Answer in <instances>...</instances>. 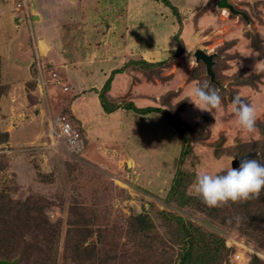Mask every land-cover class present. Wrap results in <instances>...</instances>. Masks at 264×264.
<instances>
[{"label":"rangeland","instance_id":"1","mask_svg":"<svg viewBox=\"0 0 264 264\" xmlns=\"http://www.w3.org/2000/svg\"><path fill=\"white\" fill-rule=\"evenodd\" d=\"M1 1L8 3L15 13H21L14 10L18 0ZM195 1L169 2L176 7L192 6ZM216 1L210 0L208 6L195 14L182 16L179 34L183 48L167 68H145L144 72L127 68L132 72L127 71L126 76L124 72L113 71L124 59L156 58V53L164 59L173 51V34L178 31V24L173 21L171 9L160 0H113L115 7L105 11L107 0H85L82 9L86 11L87 22L83 25L81 42L92 41L98 30L104 31L105 23L115 18L114 31L106 39L113 47L94 52L86 50L90 47L87 43L83 44L85 49L82 45H73L75 39L69 38L72 31L63 33L59 44L69 51L71 58L106 56L108 61L96 60L91 67L79 66L81 77L74 76V83L65 84L68 87L65 92L47 75L46 94L38 95L36 88L30 86L28 101H18L13 106L8 100V104L4 101L0 105L2 128L7 125L13 130L16 126H26L20 144H0V215L6 210L12 211L7 219L0 220V260L14 264H133L139 258L144 264H153L157 250L168 251L174 257L176 248L171 249L168 241L173 238L175 225L161 214L168 211L222 237L229 248L226 264H249L251 256L264 261V234L243 233L238 230L236 219L231 221V217L225 224L216 212L212 213L216 217L210 216L193 202L178 206L177 199L165 200L177 168L194 176L201 170H226L232 157L231 166L233 161L239 163L242 158L259 155L248 152L245 147L261 138L259 130L255 127L252 132L241 130L231 114V102L204 111L185 97L192 86L209 80L204 64L193 57L194 51L200 48L215 55L213 69L218 89L231 86L233 75L240 69H246V74L263 73L256 89L231 87L254 107L255 122L264 117V63L257 59L249 40L243 36L245 31L252 34L257 31L264 38V0H228L247 19L218 8ZM31 14L25 16L26 21L31 19ZM196 17L202 18L198 21ZM70 23L69 28L77 29L78 21ZM94 23L97 25L92 26ZM25 29L22 36L29 40ZM234 37L237 42L226 49V40ZM31 41L35 43L34 39ZM114 55L117 57L112 58ZM23 60L19 58L20 63ZM27 62L28 59L23 63ZM55 65L53 71L63 80L64 70ZM111 71L114 74L110 85L115 81L122 90L129 85L127 92L114 99L116 102L127 101L134 86L133 94L141 90L148 97L149 105L167 110L190 126L206 115L209 137L201 143L192 142L193 153L179 162L178 134L160 114L150 113L148 116H157V119L146 117L149 118L146 122H132L129 126L104 120L103 111H99L101 117L90 118L95 109L92 99H97L98 108V94ZM190 73H195L197 80L187 82ZM77 83L85 85L79 88ZM82 93L88 100L85 109L89 112L85 116L93 125L85 130L77 123L83 147L74 153L62 143H55L48 128L49 121L57 115L66 114L76 122L65 103L74 100L76 114L80 105L76 96ZM227 94L223 93L225 98ZM188 101L190 104L181 109ZM34 102L39 106H33ZM186 131L189 140L194 141L195 130ZM89 152L93 157H89ZM139 213L147 215L153 226L136 237L129 235V224L132 216Z\"/></svg>","mask_w":264,"mask_h":264},{"label":"trees","instance_id":"2","mask_svg":"<svg viewBox=\"0 0 264 264\" xmlns=\"http://www.w3.org/2000/svg\"><path fill=\"white\" fill-rule=\"evenodd\" d=\"M160 1L164 6H167L171 9L173 16L175 17V22L178 24V31L173 34V38L177 44L176 49H174L167 57L158 61L130 59L124 65L125 68H134L135 70H140L143 72L146 71L145 68L151 69L154 67H160L161 69H165L172 63L175 58H177V55L181 53V49L183 48V40L180 37L179 32L181 31L182 26V16L180 15L177 8L170 4L169 0ZM203 9L204 8H202V10ZM243 36L249 40L250 47L252 51L255 52V54L257 55V59L264 63V38L257 31H255L254 34L249 31H245L243 33ZM226 41L227 42L225 43L227 45V49L237 42V38L234 37ZM214 59L215 56L213 57V60ZM30 66V79L27 81L26 84L28 88L31 86L32 89L35 90L36 86L34 82V77L36 76L37 72L33 64H31ZM48 67L50 68V65H48ZM123 69L124 68L122 67L113 71L122 72ZM113 71L111 72L110 77L102 85V88L98 94L99 101L104 112L111 113L119 108H124L126 110H133L135 113L139 114H160L164 122L173 130H175L178 134V139L180 141V149L178 155L179 162H183V160L187 156L193 153L192 142L201 143L209 137L210 130L208 128V118L206 115L201 116L193 126H190V123L186 122V120L181 119L180 117H173L167 110L160 107L147 106L143 108H137L133 105L132 102L123 104V102H116L110 100L108 96V91L110 89L111 76L112 74H114ZM238 71L239 72L233 75V82L231 86H249L256 89L258 83L261 82V78L263 77L262 72H252L250 74H246V69L244 68ZM192 80H197V75L195 73H190L186 79L187 82H190ZM215 80L218 81L216 76ZM210 85L215 88H217L218 86L217 83L212 82H210ZM231 86L220 87L219 93L221 95L222 104H225L228 101L231 102L232 96L238 95L237 90H234ZM8 90L9 85L2 80L0 61V105L2 97L6 95ZM225 92H228L226 98L224 97L225 95H223V93ZM241 98L244 99V97ZM189 104L190 101L186 102L181 107V109ZM181 109L178 110L181 111ZM64 115L73 125V127L78 130L81 136L82 133L79 127L77 126V121H72L66 114ZM255 128L259 130L261 138L258 140H254L248 145H245V147H248V152L259 153L258 156L252 155L249 158H254L259 160L261 163H264V117L261 121L255 122ZM186 130H195V132H193L194 137H196L194 141L189 140V136ZM8 140V132L0 126V144L8 143ZM194 176L192 174L188 175L186 171L177 168L173 173L171 184L166 193L165 200L177 199L178 206H181L188 202H193L198 206V208L199 206L201 207L199 209L208 211V215L210 216L216 217L212 214L216 212L219 215L218 217H220L222 222L225 224L229 222V219L231 217V221L237 220L236 222L238 230H241L243 233H249L250 231H252L255 234H264V188L261 189L258 195L251 196L248 199L238 200L236 202L228 201L227 205L225 203H222L214 207H209L206 206L198 197L188 195L186 192L188 186L192 183ZM225 206L227 207L225 208ZM219 207L221 209H218ZM11 213V210L4 211L0 215V220L1 218L7 219L9 215H11ZM161 214L166 219H168V221H172L175 225L173 238H171L168 243L169 245H171V249H176L173 254L174 259L168 251L163 252V250H157V253L155 252L153 254L156 257L153 260V264H226V257L228 255L229 248L225 246L224 239L222 237L216 235L213 232L201 228L200 226L194 224L191 221L185 220L180 215L168 211H162ZM233 218L236 220H234ZM152 226L153 224L149 217L145 214L139 213L137 215L132 216L131 218L129 224V235H135L136 237L140 236L143 234V232L148 231ZM133 264H144V262H142V259L138 258ZM249 264H264V261L260 260L256 256H251Z\"/></svg>","mask_w":264,"mask_h":264},{"label":"crops","instance_id":"3","mask_svg":"<svg viewBox=\"0 0 264 264\" xmlns=\"http://www.w3.org/2000/svg\"><path fill=\"white\" fill-rule=\"evenodd\" d=\"M107 1H108V4L106 5L104 9L105 11L106 10L110 11L112 7H115V3L113 5V0H107ZM209 1L208 0H196L192 6L176 5V8L179 11L181 16H184L187 13L195 14L200 9L205 8V6H208L207 4L209 3ZM84 2L85 0H28L27 3L28 5L30 4L29 6L31 8L29 13L32 12V14H31V19L26 21L25 15L22 14V12L20 13L14 9L15 11L18 12V13H15L14 11H12L11 7L9 8L7 6L9 5L8 3L2 2L0 0L1 76H2V80L9 85L8 92L1 99L2 104L4 101L8 104V100L9 102L11 100L13 102V106H15L17 105L18 101L20 102L23 100L25 101L29 100L28 94L30 93V91L26 83L30 79L29 67L34 61L32 59L33 57L41 58L44 61V63L47 64V66L50 65V69L52 70L54 68L53 65L56 66L55 64H59L64 70V74H65L64 75L65 80L63 79L65 81L63 82L64 85L65 84L67 85V83H71V84L74 83L72 79L74 76L75 78H78L77 76L81 74V72H79V69H80L79 66H82L83 64L84 65L88 64L89 67H91L90 65H92V63L94 64L96 60H99V61L104 60V62L108 61L109 57H106V56H103L101 58L99 56L81 58L79 57V55H77L76 57L71 58L69 56V51H67L66 49L64 50L63 46L59 44V42L61 41V38H63L62 34L68 31H72L69 35V38L71 37L72 39L73 38L75 39V41H73V45H82V47L85 49L83 44L87 43L92 48L88 47L86 48V50L87 49L94 50V52H97L98 49L100 52H102V49L108 46L113 47V46H110L111 44L110 42L106 43V39H107V36L112 31H114L113 28L116 22L115 18H112L109 22H106L105 23L106 28L104 29V31L100 32V30H98L97 34H95V37L94 39H92V41L88 40L87 42H85L83 40L84 42H81L82 38L84 37L83 25L86 24L87 22L86 14H85L86 11L82 9ZM96 9L98 8H94V10ZM96 14L98 13H95V15ZM201 18L202 17H198L197 20L199 21ZM71 21H74V22L78 21L77 29L72 30L71 28H69ZM173 21L175 22V17ZM95 25L97 24L94 23L92 26H95ZM27 26H28L27 28L28 33L30 35L29 40H27L26 38L24 39L22 36V32ZM36 26L38 27V29L36 28ZM32 39L35 40V43L31 41ZM58 39H60V41ZM173 44L174 45L172 46L173 47L172 50L176 49L177 47L175 40ZM100 46L102 48H100ZM53 47L57 49H55L54 51L52 49ZM107 50H109V48H107L105 51ZM83 52L85 51L83 50ZM158 54L159 53H156V58L155 56L151 58H144V57L139 56V58L124 59L123 63L120 66L116 67L115 70L123 67L124 69L122 72H124V75L127 76L132 71H129L127 68L124 67V65L130 59L132 60L133 59L135 60L144 59L147 61L162 60L160 59L159 56H157ZM115 57L117 56L115 55L112 56V58H115ZM19 58L24 59L25 61L26 59H28V62L23 63L24 62L23 60L20 63ZM47 75H48L47 73L44 74L45 80H46ZM119 79L120 78H117L116 80H119ZM77 84L79 85V88L85 85V84H79V83ZM113 87L115 88L113 89ZM133 87L134 86H132V89L130 91L132 93V96H130V98H128L127 101L123 102V104L132 102L133 105L136 106L137 108L152 106L148 104V101H149L148 97L145 95V93H142L141 90L135 91L133 94V90L135 89V87L134 89ZM128 89H129V85L127 86V88L125 87V89L122 90V87L119 88L117 83L115 81H112L110 85V89L108 91L110 100L115 101L114 100L115 98L119 97V95L123 93V91L127 92ZM36 93L38 94L37 90H36ZM125 94H122V95L124 96ZM84 95L85 94L82 93V95L76 96L77 98L76 100L80 102L79 107H77L78 111L76 114L74 111V108H75L74 100H72V102L70 101V103H65V105H66V110L68 111V113L75 118L78 124L84 127L85 130H87L89 129L88 126H91L93 124H91L92 120L88 121V118H86L85 116L86 114H88L89 110L85 109V106L88 103V100H85ZM98 99H99V96H98ZM94 100L95 99H92L94 103V108H95L93 109L94 110L93 112H92L91 107L87 106L91 110L90 112H92L90 118H93L95 116H100V117L102 116L99 114V111H103L102 106L100 104V106L98 105L97 106L98 108H96V103L98 104V102H97V99L95 101ZM33 104H32L33 106H37V105L39 106L37 102ZM149 114L150 113L139 114V113H135L133 110H130V109L126 110L124 108H119L111 113H106L103 111V115H105V118L104 117L102 118L104 120L111 121L112 123L115 122L117 123L118 126L123 125V124H126L127 126H129L130 125L129 123H132V122L140 123V124L146 122L149 119L146 117H153L155 120L157 119V116H148ZM55 118L49 121V125H51L50 128L54 127ZM6 121H8V119ZM25 127L16 126V127H13V130H10L7 127V125H5L4 129L9 134L8 144L10 145L20 144L22 141H20L19 139L21 140L24 139L21 133H22V130H25ZM50 128H48L49 134H50ZM89 157H93L91 153Z\"/></svg>","mask_w":264,"mask_h":264},{"label":"clouds","instance_id":"4","mask_svg":"<svg viewBox=\"0 0 264 264\" xmlns=\"http://www.w3.org/2000/svg\"><path fill=\"white\" fill-rule=\"evenodd\" d=\"M191 53L193 50H188ZM196 108L204 111L216 109L221 104L219 89L212 87L208 80L192 86L186 96ZM231 114L239 128L252 132L255 127L254 107L239 95L231 98ZM232 157L226 170L209 172L201 170L188 186V195L198 197L206 206L214 207L227 201L236 202L256 196L264 188V163L254 158H242L236 167L231 166Z\"/></svg>","mask_w":264,"mask_h":264},{"label":"built area","instance_id":"5","mask_svg":"<svg viewBox=\"0 0 264 264\" xmlns=\"http://www.w3.org/2000/svg\"><path fill=\"white\" fill-rule=\"evenodd\" d=\"M28 0H18L15 3V10L26 11L25 16L29 14L28 11ZM28 13V14H27ZM36 69V76L34 82L38 94H46V86L48 85L47 80L44 79V74H48L49 78L53 80V83L60 85L63 91H67L68 87L58 77L57 73L52 69L48 68L47 64L44 63L40 58L35 57L32 62ZM50 137L55 143H62L63 146L71 152H80L83 144L80 133L73 127L70 121L65 115H59L54 120V127L50 130Z\"/></svg>","mask_w":264,"mask_h":264},{"label":"water","instance_id":"6","mask_svg":"<svg viewBox=\"0 0 264 264\" xmlns=\"http://www.w3.org/2000/svg\"><path fill=\"white\" fill-rule=\"evenodd\" d=\"M215 4L218 8L227 9L230 12V14L239 15L242 16L244 19L245 18L247 19L246 15L243 12L237 10L234 7V5L231 4L228 0H217ZM214 56L215 55L213 53H207L200 48L196 49L193 53V57L195 61L202 62L204 64L206 75L209 77V81L212 83H216L215 75L212 69V66L214 65V60H213ZM237 165L238 163L236 161H233L232 167H236ZM0 264H14V262L7 260H0Z\"/></svg>","mask_w":264,"mask_h":264}]
</instances>
